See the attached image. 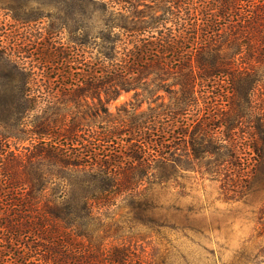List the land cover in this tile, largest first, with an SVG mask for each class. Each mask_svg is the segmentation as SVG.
Returning a JSON list of instances; mask_svg holds the SVG:
<instances>
[{"label":"trees","instance_id":"obj_1","mask_svg":"<svg viewBox=\"0 0 264 264\" xmlns=\"http://www.w3.org/2000/svg\"><path fill=\"white\" fill-rule=\"evenodd\" d=\"M61 1L65 2L34 3L56 7ZM72 1L79 6L96 4L103 10L118 4L124 16H135L146 8V12H167L170 17L150 15L155 19L147 26H162L157 36L144 35L140 26L121 24L130 46L125 51L117 47L118 37L100 33L107 50L94 45L91 60L93 51L85 50L86 43H79L81 50L74 58L65 50L69 46L63 51L64 43L58 46L56 38L49 37L47 28L26 26L35 24L38 17L12 16L21 26L19 30L0 26V61L21 73L25 84L29 78L35 80L34 73L39 81L50 68L61 69L63 76L56 77H60L58 90L69 93L73 101L84 95L83 102L88 103L86 94L91 90L90 98L100 104L102 92L106 100L114 99L120 93L115 89L136 88L140 77L153 74L154 86L169 91L176 102L156 114L157 120L140 119L143 114L138 113L134 120L121 118L108 128L98 126V131L84 129L93 123L66 122L61 113H49L31 122L30 128H19L21 149L11 148L8 136L0 132V247L8 243L5 248L24 249V264H155L135 254L134 242L123 233L118 242H109L110 233L121 230L122 215L115 216L112 209L120 208L118 197L128 192L131 219H150L147 215L156 205L140 197L143 168L151 161L172 167L177 164L174 150L186 152L203 142L207 152L221 151L210 160L207 173H215L227 197L238 192L244 169L238 153L241 118L247 116L250 97L264 76V0H144L143 8L139 0ZM23 3L0 0L9 10L22 9ZM28 30L34 31L33 39ZM70 56L76 64H57ZM130 73L137 76L128 79ZM1 76L7 79L4 73ZM168 79L172 88L163 82ZM23 100L18 125L36 99L25 94ZM12 115L0 103V122ZM221 127L224 134L218 135ZM147 149L152 154H146ZM136 169L139 175L133 172ZM262 213L264 219V209Z\"/></svg>","mask_w":264,"mask_h":264},{"label":"rangeland","instance_id":"obj_2","mask_svg":"<svg viewBox=\"0 0 264 264\" xmlns=\"http://www.w3.org/2000/svg\"><path fill=\"white\" fill-rule=\"evenodd\" d=\"M12 1L14 0H1L3 4ZM18 1L24 2L22 9L9 10L3 8L5 5L0 4V26L5 25L6 29L9 25L15 28L21 26L12 16L38 17L39 20L35 21V24L29 22L26 26L41 25L44 29L47 28L49 37H55L58 46L64 43L63 51H69L74 58L77 57L75 53L81 50L79 43H86L85 50L93 51L91 60L95 55L94 45L96 48L99 47V50L101 45L103 47L106 45L100 33L105 37L107 35L110 38L118 37L117 47L125 51L130 46L126 44V32L121 28V24L128 23L130 27L140 26L144 35L153 32L157 36L162 26L155 27V23L152 24L154 27L147 26V22L155 19L150 15L170 17L167 12H146V8L142 6L144 0L137 1L141 4L139 8H143L144 12H135L134 15H138L136 17L124 16L123 9L118 12L120 8L118 4L115 6L111 4L103 10L96 4L86 6L85 3H81L79 6L77 1L72 0L61 1L56 7L50 6L49 3L45 6H37L34 3L36 0ZM165 25L168 26L169 23L166 22ZM30 34L33 39L34 31ZM66 45L69 47L64 50ZM106 50L105 47L101 48L103 52ZM73 57L70 59L66 57L62 61L63 58L57 64L62 62V65H65L68 61H74L76 64L77 61ZM5 65L1 60L0 103L8 107L13 115L9 116L8 120L0 122V132L8 136L11 148L18 145L21 149L24 146L17 137L20 127L28 129L31 122L39 121L41 116L49 113H61L66 122L93 123L95 126L91 124V127L84 129L98 131L101 129L98 126L108 128L117 124L121 118L129 117V120L131 118L134 120L138 113L143 114L140 119L146 118V121L150 119L149 117L155 119L156 114L165 110L167 105L176 102L169 91L154 86L152 79L156 75L153 74L147 75L145 79L140 77L136 81V88L115 89L120 93L114 99L106 100V94L102 92L101 103L98 104L96 98H90L91 90L86 94L88 103L83 102L84 95L79 96L82 99L73 101L69 99V93L58 90L59 84L56 80L60 77H56L59 74L63 76L61 69L53 72V68H50L39 81H37L39 77L36 76V79L34 73L32 78L35 80L29 78V84H25L22 82L21 73ZM35 72L37 73L38 70ZM3 73L6 74L7 79L1 76ZM136 76L133 73L126 75L128 79ZM58 81L60 83V79ZM139 81L140 85L137 83ZM163 82L172 88L169 79ZM260 84V88L254 90L250 97L247 116L241 118L239 134L242 149L241 152H237L243 160L241 162L244 169L240 176L243 179L242 186L238 188V192L233 197H227L228 195L221 192V182L215 178V173H207L212 166L210 160L220 155V150V152H207L206 142L193 149L189 148L186 152L174 150L172 156L177 162L174 166L168 165L164 168L163 165L159 166L155 161H151L148 167L143 168V179L138 186L140 197L156 205L147 215L151 216L150 219L132 220L131 208L128 204L130 194L126 192L118 197L117 205L120 208L114 206L112 211L116 212L117 217L119 214L122 215L119 222L121 230L110 233L112 234L108 237L110 243L121 240L119 236L123 233L126 239L130 238L134 242L135 254H141L146 260H152L155 264H264V224L262 223L264 221L262 213L264 209V76ZM25 94L29 98L36 99L35 105L32 110L27 111L22 124L18 125L17 112L25 102L23 100ZM27 104L29 101L26 102ZM103 107L106 112L102 111ZM108 118L113 119V123L108 122ZM158 125L159 123L156 124ZM216 133L224 134V128L217 129ZM126 142L133 140L128 139ZM248 145L250 148L246 147ZM152 152L151 149L146 150V154ZM138 169L133 170L138 172L137 175L140 173ZM160 175L167 178L161 180ZM6 244L8 243H3V247H0V264H24L21 259L25 253L24 249L20 251L16 247L5 248Z\"/></svg>","mask_w":264,"mask_h":264}]
</instances>
